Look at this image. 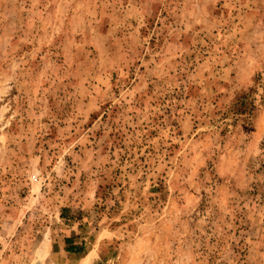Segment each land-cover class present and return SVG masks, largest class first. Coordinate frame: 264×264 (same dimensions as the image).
Segmentation results:
<instances>
[{
    "label": "rangeland",
    "instance_id": "374dc122",
    "mask_svg": "<svg viewBox=\"0 0 264 264\" xmlns=\"http://www.w3.org/2000/svg\"><path fill=\"white\" fill-rule=\"evenodd\" d=\"M0 264H264V0H0Z\"/></svg>",
    "mask_w": 264,
    "mask_h": 264
},
{
    "label": "trees",
    "instance_id": "16d2710c",
    "mask_svg": "<svg viewBox=\"0 0 264 264\" xmlns=\"http://www.w3.org/2000/svg\"><path fill=\"white\" fill-rule=\"evenodd\" d=\"M247 97L245 95L239 97L234 103H233V111L234 113H236L237 115H239L240 113H243V110L241 108V106L244 104L245 99ZM238 119V118H237ZM67 243H70V246H68L67 251L69 253H76V252H80V250L82 249V247H79L77 244H73V239L72 238H67L66 239Z\"/></svg>",
    "mask_w": 264,
    "mask_h": 264
},
{
    "label": "crops",
    "instance_id": "0c3cea01",
    "mask_svg": "<svg viewBox=\"0 0 264 264\" xmlns=\"http://www.w3.org/2000/svg\"><path fill=\"white\" fill-rule=\"evenodd\" d=\"M73 244H77V242H74ZM68 246H70V243L67 244V248H68ZM66 252H67L68 254H71V253H69L67 250H66Z\"/></svg>",
    "mask_w": 264,
    "mask_h": 264
},
{
    "label": "built area",
    "instance_id": "2783aa9c",
    "mask_svg": "<svg viewBox=\"0 0 264 264\" xmlns=\"http://www.w3.org/2000/svg\"><path fill=\"white\" fill-rule=\"evenodd\" d=\"M34 178H36V176Z\"/></svg>",
    "mask_w": 264,
    "mask_h": 264
}]
</instances>
